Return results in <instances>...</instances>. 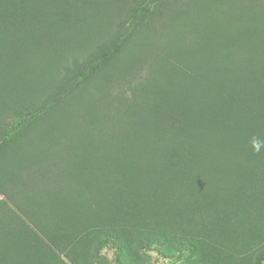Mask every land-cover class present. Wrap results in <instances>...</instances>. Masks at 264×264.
<instances>
[{"label": "trees", "instance_id": "16d2710c", "mask_svg": "<svg viewBox=\"0 0 264 264\" xmlns=\"http://www.w3.org/2000/svg\"><path fill=\"white\" fill-rule=\"evenodd\" d=\"M151 251L264 264V0H0V264Z\"/></svg>", "mask_w": 264, "mask_h": 264}, {"label": "rangeland", "instance_id": "374dc122", "mask_svg": "<svg viewBox=\"0 0 264 264\" xmlns=\"http://www.w3.org/2000/svg\"><path fill=\"white\" fill-rule=\"evenodd\" d=\"M148 256H150V262L152 264H184L183 255L180 256L177 260L173 258L174 260L172 261L162 257L155 251H151L150 253H148Z\"/></svg>", "mask_w": 264, "mask_h": 264}]
</instances>
